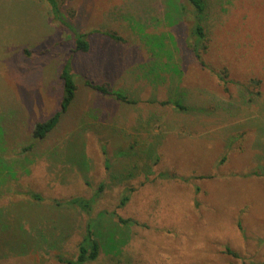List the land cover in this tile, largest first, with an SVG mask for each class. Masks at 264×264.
<instances>
[{"label":"rangeland","instance_id":"1","mask_svg":"<svg viewBox=\"0 0 264 264\" xmlns=\"http://www.w3.org/2000/svg\"><path fill=\"white\" fill-rule=\"evenodd\" d=\"M58 1L87 53L46 0H0V264H65L88 221L86 264H264V0H206L201 40L179 0Z\"/></svg>","mask_w":264,"mask_h":264},{"label":"trees","instance_id":"2","mask_svg":"<svg viewBox=\"0 0 264 264\" xmlns=\"http://www.w3.org/2000/svg\"><path fill=\"white\" fill-rule=\"evenodd\" d=\"M49 7L50 12L53 17L58 20L61 24L65 25L70 31H72L73 39L74 40V50L81 51L83 53H87L90 50V43L86 38V34H81L77 32L74 27L66 20V17L61 13L60 5L58 0H46ZM181 10L185 14L188 10H191V28L190 34L197 38V40H201L204 38V26L202 24V16L206 10V0H179ZM106 36H108L111 40L116 42H125V39L121 36L112 33V32H105ZM207 44L202 42L200 49L196 47V45H188L191 48L192 53L195 55L197 59L202 57V53L205 49H207ZM202 61V60H201ZM203 63V61H202ZM69 60L63 64L61 71L59 73V78L62 81V95L60 100L59 109L50 116L47 120L38 122L34 125L32 130L31 137L36 139H44L46 135L52 132L60 123L62 115L67 112V110L72 105L73 101L75 100L76 94V84L73 80V70L69 65ZM85 83L93 88L94 90L102 93V94H111L115 96L117 99L121 101L128 102L129 99L127 96L123 95L120 92L112 90L106 84H98L94 83L90 80H86ZM161 104H171L176 108L182 109L183 106L178 103V101L169 99L166 101L161 102ZM4 129L0 127V136L4 134ZM25 148L22 149L24 151ZM1 160V159H0ZM101 188V186H99ZM32 197L39 198V196L35 193H30ZM129 196H124L121 201L120 205L122 206L128 201ZM94 199V198H93ZM92 198L85 199L83 197H74L67 201L70 204L77 205L80 207L84 212L87 214L91 211V206H93L94 200ZM118 220L122 223H127L130 219H124L121 217H117ZM96 232L92 229L90 221L87 222L85 227V234L82 241L77 245V252L72 258H58V261L65 263V264H86L88 262L94 261L98 258L100 253V241L96 236Z\"/></svg>","mask_w":264,"mask_h":264}]
</instances>
